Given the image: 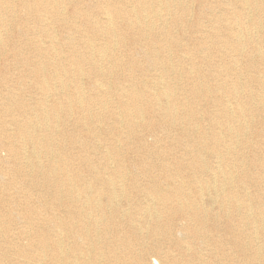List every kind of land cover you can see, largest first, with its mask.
<instances>
[{"label": "bare ground", "instance_id": "6f19581e", "mask_svg": "<svg viewBox=\"0 0 264 264\" xmlns=\"http://www.w3.org/2000/svg\"><path fill=\"white\" fill-rule=\"evenodd\" d=\"M85 1L0 0V264H264V0Z\"/></svg>", "mask_w": 264, "mask_h": 264}, {"label": "rangeland", "instance_id": "374dc122", "mask_svg": "<svg viewBox=\"0 0 264 264\" xmlns=\"http://www.w3.org/2000/svg\"><path fill=\"white\" fill-rule=\"evenodd\" d=\"M207 1V3H215V2H217V3H221V0H206ZM86 1L84 0V2L83 3H85ZM94 2H96V5H98L99 4V0H94ZM192 15H190L189 16V19L187 20V23L186 24H188L189 22H192V21H194V19H195V16H196V13H195V9L198 7V2L197 1H195L194 3H192ZM207 6H209V4H207L206 5V7ZM205 7V8H206ZM206 10V9H205ZM206 18L207 17H204V21L206 20ZM185 24V25H186ZM14 25V24H13ZM15 39H17L18 41H20L21 42V39H24V37L23 36H19V34L17 35V36H15L14 37ZM101 42H102V40H101ZM26 50H29V51H26V55H29V54H32L31 52H30V50L31 49H29V48H27ZM247 50H250V49H247ZM251 57L252 56H254L255 54L254 53H250L249 54ZM10 63V66H12V63L11 62H9ZM263 140H264V137L262 138ZM152 140V138L150 137L149 138V141H151ZM152 142V141H151ZM88 148V146L86 147V149ZM263 150H264V145H263ZM129 156H132V154H130ZM255 156H254V154L252 153L251 155H250V157H247L246 159H248V160H245V161H243V163H247L246 164V166H248L249 168H253V166H252V164H254V162H253V160L252 159H255L254 158ZM133 158L132 157H126L125 158V160L126 161H123V162H125V163H127V164H129L128 162L130 161V160H132ZM260 182H261V184L262 185H264V180L263 179H261L260 180ZM249 186H250V190L251 191H253L254 192V190H255V187H256V185L254 184V182H250V184H249ZM189 191H190V188L187 186L186 187Z\"/></svg>", "mask_w": 264, "mask_h": 264}]
</instances>
